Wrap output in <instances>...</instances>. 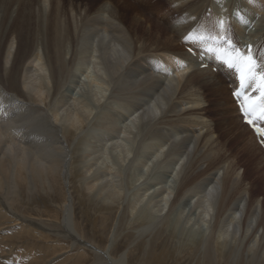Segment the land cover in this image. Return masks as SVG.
I'll return each mask as SVG.
<instances>
[{
  "label": "bare ground",
  "instance_id": "6f19581e",
  "mask_svg": "<svg viewBox=\"0 0 264 264\" xmlns=\"http://www.w3.org/2000/svg\"><path fill=\"white\" fill-rule=\"evenodd\" d=\"M13 2L19 7L18 13L13 18L11 26L7 30H3L5 32L0 33V264H50L51 260H57L56 254L63 252L59 251L61 247L56 249L55 243H58V240L66 242L68 239L73 244L77 242V244L92 248L91 250L97 257H95L97 261L94 264H121L120 257L111 258L115 235L104 249L90 245L85 241L86 245L83 241L84 237L78 232L76 222L72 219L73 202L70 176L74 174L75 178L80 179L76 180L79 182L77 186L80 190H78L81 195L88 198L91 204L104 211L120 206H122L120 209L125 208L122 204L126 196L125 189L132 188L134 178L131 177L132 169L135 166H148L147 160L148 157H151L149 155L159 156L162 150L165 151L163 159L167 162L168 170H170L164 173L168 179L167 185L173 183L175 172L179 173L178 185L168 204L167 212H170L168 216H171L168 218L172 219L171 213L175 209L174 205L182 195H184L183 197L185 195L196 196L201 212L209 220L213 217L208 234L206 236H203L205 235L203 233H199V236L196 234L198 237L191 240L187 247L189 248L195 243L194 250L201 249L204 264H217L218 257L221 260L227 254H230L228 256L233 259L232 264H264V207L262 202L255 196H253L255 201L251 199L252 194L250 197L242 187H240L242 189H238L236 195H232L236 192L233 188L238 185L237 181L240 182L241 178L239 172L228 170L230 163L220 164L221 167H218L217 170L211 166L214 171L209 174L206 171L207 175L204 173L205 176L200 178L203 174L196 171L199 168V163L201 160H207L210 156L209 152L200 154L202 152L200 147L208 145L207 142L211 137H203L207 123L205 125L200 116L204 110L200 107V101L193 98L190 93L183 95L190 84L208 91L214 101L218 102L219 98L226 93V91H221L226 90V82L235 88L234 75L221 68L211 55L206 54L205 59L198 62L189 52H181L180 49L182 46L203 48L200 43L195 44L192 40H185L186 35L211 36L214 34L219 37L227 31L229 36L228 29L231 31L235 29L236 35H240V39H237L239 44L253 45L259 62L264 63V17L259 15L261 9L264 11V0H233L227 8L225 2L223 4V0H136L137 7L144 10L142 13L158 25H163L168 29V32L172 33L171 36L154 23V25L149 24V28L145 29L144 24L140 22L142 18L135 17L129 23L133 32L130 34L122 24L113 20L114 17L110 11L109 15L105 13L106 5L98 8L92 15L84 14L82 17L80 14L78 16L80 23L76 20L75 29L72 28L74 31L68 32L69 26L65 33L61 27L62 24H60L63 19L59 23L60 20L57 17L60 8L59 10L53 8V11L49 12V15L47 14L48 19H44L46 21L44 25H48V31L46 28L45 34L43 33L44 40L39 42L41 48L35 46V48L30 47V50L26 48L27 40L24 37L31 38L32 34L35 32L37 34V31L44 26L38 28L39 30H33L35 24L29 23L30 20H33L32 12L29 14L32 8L26 7L27 5L21 6L25 0H0V11L3 12L0 14V28L6 20L8 10L13 9V7L11 8ZM26 2L28 4L29 1ZM53 2H55V6L60 4L59 0ZM237 4L243 10L248 6L249 18L245 12L237 10ZM63 10L65 9L63 8ZM38 11L40 12V10ZM111 11H116L115 6ZM115 13L117 14V12ZM117 15L121 18L126 16L121 6ZM222 20L224 21V30L220 28ZM245 22H247L246 28ZM258 24L261 25L259 29L261 33H258L257 36L253 34V39H247L245 37L247 30L251 26L257 29ZM209 29H213V33L210 34ZM141 31L145 33L143 34ZM8 33L17 35L18 43L22 48L20 52L13 55L12 59L9 49H5ZM144 37L147 40H141L142 43L139 44L140 39ZM147 41L149 42L147 43ZM151 45H154L155 52L150 49ZM167 47L173 48L164 49ZM66 52L67 58L65 57ZM26 61L31 63L30 67L24 66ZM206 63L211 69L212 67L217 68L218 73L213 74L209 70H201L198 67L200 64ZM89 64L94 66L96 64L95 67L99 72H97V77L99 75L98 79L102 84V87H98L101 89L103 86L108 87L109 92L106 97L112 100L111 103L122 108L123 112L125 111L123 116H119V120L128 119L131 116L139 120L140 138L128 165L122 164L121 161L116 165L113 162V164L104 162L105 165L103 161L101 162L102 159L105 161L108 159L101 157L102 153L106 152V145L112 143L110 141L116 137L118 139L115 142L118 141L119 133L125 131L120 127L121 125H118V119L112 118L111 122L105 124L106 129H110L108 134L99 133L96 127L98 124L92 123L95 126L94 132L89 130L78 135V131L86 127V123L91 117L88 109L90 103L79 101V104H75L73 112H67L68 109L65 108L73 93L70 90L61 92V88L71 76H75L72 72L75 71L73 68L87 70ZM94 81L96 78L92 77L90 79L91 94L94 98L93 101L98 103L99 93L103 90L95 89L94 83L96 82ZM78 82L75 83L78 84ZM97 84L99 83L97 82ZM229 93V101H232L231 105L236 113L235 121L237 122L230 128L232 130L236 127L235 132L232 131L233 141L245 142L243 148L246 152H249L252 157L255 155L250 151L254 150L258 154L257 161L254 162L255 167L259 168L261 165L263 167L264 151L257 144L254 134L241 122L237 107L231 97V91ZM108 104L110 105V102ZM183 105L189 106L184 108ZM100 110L95 118L103 116L105 118V114L108 116L112 114L111 110H108L107 113ZM156 117L158 118L156 119ZM110 123L113 124L112 129ZM72 139H76V142L70 147L68 142ZM203 139H205L204 143H202ZM252 145H254L253 148ZM119 158L123 161L121 155L117 156V160H114L118 161ZM211 168L208 167V170ZM220 170H222L221 175ZM126 172H128V176H125ZM229 173L230 176H228L232 178L230 186L233 192H227L229 182L227 183L224 179H228L226 175ZM260 178L264 179V171L261 172ZM58 183L64 189L63 200L57 201L52 195H50L51 200H48V198L43 199L38 195L39 189L42 193L44 191L54 193ZM73 183L76 184V182ZM161 188H159L160 196L165 195L168 190L164 186ZM149 189L150 185L146 184L141 188V191L127 193L130 198H127L124 203L126 202V209H129L131 214L137 211L138 216H135L134 221L141 220L139 222L145 223V226L146 223L152 224V227L149 226L152 229H149L155 237L160 231L167 233L172 228L167 222L168 218L167 220L161 219L162 222L159 220L161 225L160 222H158L159 225L157 222L153 224L152 219L155 216L153 214L151 216L147 208H145L147 212L144 211V214L139 213L138 210L143 207V201H145L142 199L146 197ZM43 201L50 202L55 208L54 210L58 212V216L52 213L53 217L47 214L44 218L38 209L30 206L25 207L27 206L25 204H42ZM19 204L25 208L17 207ZM41 206L43 207V205ZM46 209L49 210V208ZM136 218L138 219L136 220ZM206 223L208 222L206 221ZM201 230L203 229L199 231ZM110 237L112 236L110 235ZM171 237L169 236V238ZM27 238L37 240V243L39 239H42L43 248L36 249L37 243L28 244L27 242L25 244V241L29 240H26ZM150 247V252L145 253L146 259L149 256L154 257V249L152 246ZM67 248L69 247L67 246ZM163 250L167 251L166 248ZM239 251L242 252V261H239ZM67 252L68 250L63 252V257L59 260L60 264L65 262ZM170 252V255L167 254L164 259H162V253L157 256L158 259L161 258L160 264H163V260L166 261L171 257L175 259L172 256V254H176L174 250ZM229 262L228 264H231Z\"/></svg>",
  "mask_w": 264,
  "mask_h": 264
},
{
  "label": "rangeland",
  "instance_id": "374dc122",
  "mask_svg": "<svg viewBox=\"0 0 264 264\" xmlns=\"http://www.w3.org/2000/svg\"><path fill=\"white\" fill-rule=\"evenodd\" d=\"M26 1H29L28 4H27ZM37 1H38V3H37ZM53 1L54 0H50V1L49 0H35V1L34 0H31V1L30 0H25V2H23L25 4L22 3L21 6H26L27 5L26 7H28V8L31 7L32 8V10H30L29 14L32 12L31 13V18L33 20H30L29 23L30 24H35V25H33V28H34L33 30H36V29L41 28V27L44 26L40 30L38 29L39 31H37V34H36V32H35V34H32L31 38H27V37L23 36L24 39L27 40L26 41V43H27V47L26 48L27 49L30 50L33 47L35 48V46L41 48V43H39V42H43V40H44L43 38H44V34H45V29L46 28H47V31H48V25H44V24H46L45 20L48 19L47 17L49 15V12H52L53 8H57L58 10L60 8V10H59L60 12L58 11V16L57 17H58V20H60L59 23L63 19L62 23H60V24H62L61 27L63 29V32H65V33H66V29L69 26H70V28L68 29V32L74 31L73 29H75L74 26L76 25V20H77L78 23H80L79 22V17H78L80 14H82L81 15L82 17L84 16V14L85 15H88V14L92 15L95 11L98 10V8H100L102 6L105 7L104 5H106V7H107V9L105 10V13L107 15H109V11H110V14H113L112 17H114L113 20H115L118 23H120V25L122 24L125 27V30H129L130 34H133V32H132V30L130 28L129 23L134 19V17L137 18V19L138 18L139 19L142 18V19H140V22H142L144 24L145 29L149 28V24H152V25L157 24V23L153 22L151 19H149L148 17H146L143 14L144 10L141 7H137L138 5L135 2L136 0H119V1L118 0H116V1L115 0H59L60 1L59 6H55L56 4H54V3L56 1L55 2H53ZM232 1L231 0H223V4L225 2L226 8H227L231 4ZM48 2H49V5H48ZM40 3H41V5H40ZM51 4H53V5H51ZM11 5H12L11 8L13 7V9H9L8 10L7 16L5 18L6 20L3 23V25L1 26L2 29L0 28V33L5 32L3 30H7L11 26L13 18L17 15L16 13H18L19 7L16 6V3L13 2ZM29 5H31V6H29ZM126 5H127V7H126ZM39 6H41L40 8L42 10L39 8ZM114 6L116 8V11H111ZM120 6L122 7V11H123L124 15H126L125 18H123V17L121 18V16L117 15L118 12H119ZM63 8L65 10H63ZM236 8H237V10L240 9L243 12H245L247 14V18H249L248 6L245 7V10H243V8L239 4H237ZM37 9L40 10V12ZM45 9H46V12H45ZM65 11H66V13H65ZM115 12H117V14ZM2 13L3 12H1L0 14H2ZM61 13L62 14L64 13V14L62 15ZM105 13H104V15H105ZM136 13H137V15H136ZM252 14H254L253 11H252ZM263 14H264V11H263V9H261L259 11V15L264 17ZM39 16H40V18H39ZM105 17H106V15H105ZM37 19H41V20H37ZM45 26H47V27H45ZM65 26H67V27H65ZM158 27L161 30H163L165 33H167L169 36H171L172 33L168 32V29L163 27V25L160 26V24H159ZM246 27L247 26H245V28ZM260 27H261L260 24L257 25V29H256V27H252L251 26L249 28L250 32H249V29H248L246 34H245V37H247V39H253V34H255L254 36H257L258 33H261V32H259ZM145 29H144V31H145ZM255 29H256V32H254ZM209 30H210V34H211V32L213 33V29H209ZM144 31H141V32L144 34L145 33ZM232 31L228 29V32H229L228 34L231 35ZM225 35H227V31H226ZM16 36L17 35L15 33H13V34H9L8 33L7 34V38H6V42H5V47H6L5 49L6 50L9 49V51L11 52L10 53V58L11 59H12L13 55H15L17 52H20L22 50V48L20 47V44L18 43V40H17L18 37H16ZM134 38H135V36H134ZM144 38H141L140 42H138V43L139 44L142 43L141 40H143V41L147 40L146 37H144ZM173 38H174V36H173ZM236 38L240 39V35H238ZM7 41H8V43H7ZM148 42L149 41H147V43ZM138 43H137V45H138ZM175 46H176V42H175ZM153 48H154V45H151L150 49L153 50ZM169 48H173V47H167V48H164V49L167 50ZM180 49H181V52H183V51L188 52L187 48L185 46L184 47L182 46ZM16 50H18V51H16ZM259 50L261 51V47H260ZM153 51L155 52L156 50H153ZM149 53H150V51H149ZM191 55L195 58V56L193 54H191ZM65 57L66 58L68 57L67 52L65 53ZM26 62L27 63L24 62V66L30 67L31 63L29 61H26ZM92 63L94 64L95 62H92ZM93 64H89L90 66L87 68V70H89V71L83 70V69H79V68L78 69L77 68H73V70H75V71H72V72H73V75H75V76H71L69 78L70 81L68 80V82L62 87L63 89L61 88V92L65 91V90L68 92V90H70L73 93L72 96L70 97V100L68 101L69 103L66 104L67 107L65 106L66 110L68 109L67 112H73V110L76 107V105L79 104L81 101H87V103H90V104H88V109L90 110V111L89 110L88 111H89V113H91V115H90L91 117L89 116L90 118L88 120V122L89 121L90 122L86 123V127L84 129H80L78 131V135H80V134L82 135V134L86 133L89 130H92V132H94V130H95V126H93L94 124H98L96 127H97L99 133L102 132V134H108L109 131H110V129L108 128L109 124L107 126L108 130L106 129V125L105 124H107V122H111L112 120H110V119H112V118H116V119L119 120V116L120 115L123 116L124 112H125V111L123 112V109L119 108L116 104L111 103L112 100H109V98H107L108 95H106V94H108V92H109L108 91L109 90L108 87L105 88V86H103L102 89L99 88L100 86L102 87V84H101V80L98 79L99 75L97 77V74L99 72H98L97 68L95 67L96 64H95V66ZM198 67L201 70H209L213 74H217L218 71H219L217 68H214V67H212V69L209 68V67H204L203 68L202 65H200ZM92 77L96 78V81H94L96 83L93 82L95 84L94 88L97 89V90L99 89L98 91L103 90V91H100L101 93H99L98 103L96 101L95 102L93 101L94 98H92V94H91L92 93L91 92L92 87H91L90 79ZM77 81H79L78 84L75 83ZM97 82L99 84H97ZM211 85H210V87H213ZM231 89H232V86L230 85V83L226 82V90H221V91H226V93L224 94V96L219 98L218 102L214 101V98L211 96V94L208 91H205L204 89H200L197 86H192V85L188 84V88H186V90L183 92V95L190 93V94H192L193 98L198 99L200 101V107H202L204 109L200 116L202 117L205 125L207 123V126H206L207 129L204 128L205 132L203 134L204 135L203 137L204 138H206L208 136H209V138L211 137L210 141L207 142L208 145L205 144V146L200 147V148H202V152L200 154H204V153L209 152V155H210L209 158L210 159L208 158L207 160H201L200 163H199L200 164L199 168L196 171H200V174H203L200 177V178H202L205 175H207L206 174L207 172L209 174V173L213 172L214 170H217V168L221 167V165H224V163H230V164H228V166H230V167H228V170L232 169L234 171L239 172L240 173V178H241L240 182H239V180L237 181V184H238L237 186H239V187L235 186L233 188L234 191H236V192L232 193V195H234V194L236 195L238 193V191L243 188V190L245 189L249 193L250 197H251V194H252V198L251 199H253L255 201L256 199L253 197V196H255L258 200H260V202H262V205L264 207V179L260 178L261 172L264 171V165H263V167L261 165V167L256 168L255 165H254V162L257 161V159H256L257 157L256 156L258 154L255 153L254 150H252L250 152L255 155L254 157H252V155L249 152H246V150L243 148L244 145H245V142L241 143V142H239V140L238 141H236V140L233 141L232 133L235 132L234 129L236 127L234 126L235 128H233L232 130H230V128L233 125H235V123H237V122L235 121V118H236L235 114L236 113L234 111V108H232V105H231L232 101H229V98H230L229 91H231ZM189 91H191V92H189ZM75 101H76V103H75ZM107 102L108 103L110 102V105ZM112 105H114V106H112ZM106 106H108V107H106ZM188 106L189 105H183L184 108H188ZM69 107H70V109H69ZM107 108H109V109H107ZM98 110H100V111L103 110L104 112L106 111V113H107L108 110H111L112 114H109V116L107 114H105L106 115L105 118H104V116L102 118H95L98 115ZM157 118L158 117H156V119ZM90 119H92L93 121L90 120ZM233 119H234V121H233ZM134 121H137V122H134ZM138 121L139 120H137L136 117L134 118L133 116H131L128 119L124 118V120H119L117 122L118 125H121L120 127H122V130H125V131H123L124 133L123 132L119 133V135H118V137L120 136L119 140H118L119 142L118 141H116L117 143L115 142V140L118 139L116 137V139H112L110 141L112 143H108L106 145V150H105L106 152L102 153L101 157H103V158L106 157V159L108 158L109 160L107 159V161H105V159H102L101 162L103 161V164H104V162H106L105 164H110V163L113 164L114 163L116 165V164H120L119 161H121L122 164H124V165L125 164H127V165L129 164L128 162H130V159H132L133 153H134V150H135V147H136V144H137V141L140 138V136H139L140 135V126H139ZM131 122H132V124H131ZM92 123H94V124H92ZM136 123H137V125H136ZM130 124H131V126H130ZM208 124H209V127H208ZM87 125H89V126H87ZM110 125H111V123H110ZM112 125H111V129H112ZM229 131H231V132H229ZM120 138L121 139L124 138V139L121 140ZM75 140L76 139H72V140H70L68 142L70 147H72L75 144V142H76ZM204 140L205 139H203L202 143H204ZM92 142H95V140H92ZM95 144H97V143H95ZM201 146H202V144H201ZM253 147H254V145H252V148ZM208 148H209V150H208ZM205 150H208V151H205ZM107 151H108V153H107ZM164 152H165L164 150L160 151V155L159 156H157L155 154L149 155L151 157H148V160H147V162H148L147 165L148 166H146V165L145 166H138V167L135 166L132 169V172H133L132 176H131V173H130L131 170L129 171L130 176L134 177V178H133L132 188L130 187L129 189L128 188L125 189L126 196H125V198L123 200V204H122L125 208H121L120 209V207H122V206H120V207H116V209H113V210L107 209V210L104 211V210L98 208L96 205L91 204L90 201L88 200V198L85 197L84 195H81L80 192H79L80 189L77 186L79 184V182L76 181V180H80V179L75 178L74 174H72L70 176V181H71V183H70V191H71L72 202H73V206H72V213H73L72 215L73 216H72V219H74L75 222H76V225L78 227V229H77L78 232L82 235V237H84V239H83L84 242L86 241L90 245H94V246H96L98 248L104 249L108 245L109 241L115 235V237H114L115 238V245H114V248H112V250H111V258L112 259H114V258L117 259V257H120L121 258V264H160L159 261H160L161 258L158 259L157 256L160 253H162V255H163L162 259H164L167 254L170 255V253H171L170 251L171 250H174V252L176 253V254H172V256L175 257V259H173L171 257V258L167 259L166 261L163 260V264H204V262H203L204 259L201 257V255H202V252L200 251L201 249L194 250L195 249V243L192 244V246H190L189 248L187 247V245L189 243H191V240H195V238H197L199 236L198 235L199 233L205 234L203 236H206L208 234V231L210 229L209 226L211 224V221H212L213 217L209 220V219H207L208 217L205 216L201 212V210H200V208L198 206V198H196V196L191 195V197H188L189 195H187V196L185 195V197H183L184 195H182L181 198L178 199L177 203L174 205L175 209H173V213H171L173 220L169 219V218H171V216L170 215L168 216V214L170 213V212L169 213L167 212L168 207H169L168 204L170 203V200H171L170 198L175 193L176 187L178 185L177 182L179 181L178 180L179 179V173H177L178 171H176L175 172L176 176H175V178L173 180V183L169 184V182H168L169 185H167V180L168 179H167V176H165L164 173L169 172L170 170H168L169 166L167 165V162H165V160L163 159V153ZM236 153H238V154H236ZM120 155H121V157H123V161H122L121 158H119V160L116 161L117 160L116 159L117 156L120 157ZM250 155H251V157H250ZM114 159H116V160H114ZM126 159H128V160H126ZM229 161H231V162H229ZM163 162H165V163H163ZM209 163H211V164H209ZM215 163H218V164H215ZM211 166L214 167L213 168L214 170L211 168ZM200 167H201V169H200ZM208 167L211 168V170L209 169L210 171L208 170ZM220 172H221L220 173V175H221L222 174V170H220ZM204 173H205V175H204ZM126 175L128 176V172H126L125 176ZM228 175L230 176V173L226 175V177H228V179L224 178L227 183L229 182V184H227V192L228 191L229 192H233V189L230 186L232 178H230ZM245 179H247V180H245ZM157 180H159V181L156 182ZM243 181H244V183H243ZM73 182H76V184L73 183ZM245 183H247V184H245ZM146 184L150 185V189L146 193V195H145L146 197H144V199H142V201L143 200H145V201H143V204H144L143 207L138 210L139 213L140 214H144L145 212H147V209H148V212L151 214V216H152V214H153V216H155L152 219L153 220V224L154 223L156 224V222L157 223L160 222L159 220L164 219V218H165V220H167V218L169 217L168 218L169 220L167 222L170 224V226L172 228L167 233L160 231L161 233L159 232V234L157 235L158 237L157 236L153 237V235H152L153 233L150 232L151 229H152L151 228L152 227L151 223L150 224L146 223V226H148L147 229H146V226L144 225L145 223L143 224V223L139 222L141 220H138L137 222L134 221L135 216H138L137 215V211L136 212L134 211V213L131 214V212H129V209H126L127 208L126 205H125L126 202L124 203V201H126L127 198H130L128 196L129 193H134L135 191L138 192L139 190L141 191V188H143L144 185H146ZM162 185L168 190H167V193L165 195L162 194L160 196L161 193H159L160 192L159 188L160 187L163 188ZM240 187H242V188H240ZM157 190H158V192H157ZM63 192H64L63 186H61L58 183L54 193H52L50 191H44L42 193V191L39 189L38 195L43 197V199L48 198V200H51V196L50 195H52V197L54 199H56L57 201L58 200L61 201V200H63L62 199L63 198L62 196L64 194ZM24 193H25V191H24ZM157 193H159L158 196H157ZM159 198H160V200H159ZM46 203H48V204H46ZM49 203L50 202H45V201H43L42 204L41 203H37L39 205H37V204H33L32 205L30 203V205L25 204V205H27L25 207H29L30 206L31 208L38 209L40 214L42 216H44V218H46L45 215H47V214L48 215L49 214L52 215V213H53V215L56 214L58 216V212H56V210H54L55 208L53 207V205L51 203L50 204ZM141 204H142V202H141ZM41 205H43V207ZM17 207H19V208L21 207L23 209L25 208L23 205H20V204ZM45 207L49 208V210L46 209ZM145 208H147V209L145 210ZM50 209H52V210H50ZM174 211H176V212H174ZM53 215H52V217H53ZM137 219L138 218H136V220ZM204 221H205V223H204ZM206 221L208 223H206ZM161 222H162V220H161ZM161 222H160V225L162 224ZM158 225H159V223H158ZM149 226H151V227H149ZM124 227H126V228H124ZM149 228H151V229H149ZM154 229L155 228L153 227V230ZM200 229H203L205 231H203V230L199 231ZM169 232H171V233H169ZM193 232H195V233H193ZM161 234H162V236H161ZM110 235L112 237H110ZM118 235H119V237H118ZM169 236H172V237L169 238ZM155 238H156V240H155ZM26 240H28V241H25V244H27V242H28V244H32V243L36 244L37 243V240H32V238L31 239L27 238ZM151 240H153V241H151ZM160 240H161V242H160ZM39 242L37 243V246H36V249H38V250L43 248V245H44V242L42 241V239H39ZM60 242H61V240H58V243L57 242L55 243V246H57L56 249L58 250L61 247L62 250L61 249L59 250L61 252L62 251L64 252V251L68 250V252H67V254H68L67 257L68 258L67 257L65 258V260H64L65 262L63 260H61V262L62 261L64 262V263H61V264H94L97 261V259H96L97 257L94 255L93 251L91 250L92 248L90 249L89 246H83V245H81L79 243L77 244V242L73 244L72 241L70 242V239L66 240V242L65 241H63L61 243ZM87 243H86V245H87ZM156 243H158V244H156ZM66 245L69 248H67ZM150 246H152V249H154L153 250L154 257L153 256H149L148 259H146L147 255H145V253H147L150 250V248H151ZM165 248H166L167 251L163 250ZM190 249H193V250L190 252L189 251ZM155 250H157V251H155ZM63 252H62V254H64ZM57 253H59V252H57ZM62 254L61 253L60 254H56L55 257H56L57 260H55V261L51 260L50 264H60L59 260L62 259L61 258V257H63ZM228 255H230V254L225 255L223 258H221V260H220V257H218L217 264H222V263L223 264H228L229 261H230L229 263L232 264L233 259L230 256H228ZM144 259H146V260H144ZM225 259L227 260L226 262H225ZM239 261H242V252L241 251H239Z\"/></svg>",
  "mask_w": 264,
  "mask_h": 264
},
{
  "label": "snow or ice",
  "instance_id": "6c2138e0",
  "mask_svg": "<svg viewBox=\"0 0 264 264\" xmlns=\"http://www.w3.org/2000/svg\"><path fill=\"white\" fill-rule=\"evenodd\" d=\"M247 26V22H245ZM220 28L224 30V21H220ZM185 40H204L203 36L186 35ZM208 39L216 40V37ZM219 41L226 42L228 48H219L220 59L225 60L227 67L235 72V78L238 80L239 87L233 92V95L240 101V111L247 124L254 128L256 134L264 137V127L260 122L264 121V63L258 61L255 55L253 45L249 44L246 48H241L236 38L235 29L230 36H220ZM218 41V42H219ZM211 50V49H210ZM252 87L259 92V96L251 99L244 96L246 89ZM241 97H243L241 99Z\"/></svg>",
  "mask_w": 264,
  "mask_h": 264
}]
</instances>
